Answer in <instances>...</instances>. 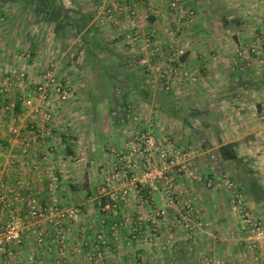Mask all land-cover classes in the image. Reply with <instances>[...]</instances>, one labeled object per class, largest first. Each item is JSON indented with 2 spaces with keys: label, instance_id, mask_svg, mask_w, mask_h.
Segmentation results:
<instances>
[{
  "label": "crops",
  "instance_id": "crops-1",
  "mask_svg": "<svg viewBox=\"0 0 264 264\" xmlns=\"http://www.w3.org/2000/svg\"><path fill=\"white\" fill-rule=\"evenodd\" d=\"M49 2H46L48 8L51 7ZM59 3V11L66 10L76 25L77 22L81 23L86 33L83 39L80 35L75 36L81 41H74L68 51L59 52V44L65 42V38H57L55 33L52 38L40 34L41 25H46L48 20L52 21L53 32L56 27L54 19L47 18L46 21L43 15V9L47 8L44 1L40 8L35 7L37 18L32 17L34 20L23 37L11 35L10 26L8 35L0 39L1 86L6 83L13 67L25 69L30 80L38 81L41 72L50 65L60 71L58 76L61 80L71 82L73 90L69 101L50 104L48 109L55 118L47 126H40L43 130L51 128L50 134L41 130L42 136L38 135L32 140L26 137L30 135L31 126L39 125L40 115L24 113L21 98L26 92L25 88L20 85L11 95L0 96V161L13 163V168L2 175L6 196L12 201V207L22 211L19 194L12 191L18 180L26 188L36 190L43 201L50 199L45 183L38 181L45 165L41 159L46 156L57 168L59 176L56 198L67 205L68 201L71 203L82 199L78 204L83 210H88L69 227V246L65 250L66 255H63L73 264H87L82 259L84 252L73 245L75 238L71 234L81 228L85 235L93 237L97 226L92 229L88 220L98 223L105 219L107 224L118 223L116 233L109 229L106 232L111 249L117 251L119 260L102 264H147L146 259H160L156 258L158 255L154 251L160 250L158 245H143L139 240H132L130 224L125 221L130 217L144 218L150 209H157L163 204L157 188L151 193L153 199H146L150 204L145 205L138 202L133 191L118 203L113 204L108 200L105 207H98V211L94 212L88 200L103 183V173L113 162L112 149L123 147L128 129L143 123V128L151 127L160 139L169 138L183 144L198 143L200 154L193 169L216 181L232 179L246 192L251 212L264 224V61L261 62L264 60V50L257 37L264 25V0H211L205 6H208L209 14L211 11L219 12L214 15L217 19L202 17L200 8L204 10L206 7L200 0H192L199 9L195 23L197 32L195 37H191L190 49L183 60L189 74L195 78L193 82L189 78H181L183 85L163 91L161 97L157 96L158 87L150 79L153 70L148 69V72L147 68L141 66L138 70L133 64L136 60L133 54L118 53L108 44L109 41L87 36L88 32L102 31L101 26L112 28L111 22L99 23L79 9L70 11L61 0ZM0 5H7L6 0H0ZM69 11L76 12V17ZM210 18L214 19V23L207 22ZM57 27L59 29L60 25ZM52 43L56 44L55 50L51 48ZM254 43L257 44L256 48L260 44V50L251 52L250 47ZM98 48L102 53L98 52ZM18 49L30 50L32 59L22 61ZM66 52L69 54L66 55ZM96 60L100 62L98 66ZM105 61L116 65L115 73L124 77L116 80L117 75H112L114 72ZM179 79L180 73L177 76ZM186 81L189 87L185 86ZM129 97L135 100L131 101ZM6 104H11L13 110H5ZM131 107L133 113L139 115L136 120L132 117ZM180 109L184 112L180 113ZM15 114L24 115L21 125L26 123L29 126L22 127L18 120H14ZM227 144L232 146L236 159L222 160L218 157L217 149ZM35 162L39 164V169L33 170L27 166ZM179 184L183 190L181 200L189 199L202 210V220L204 225L205 222L209 223V228H203V234L207 236L200 231L198 241L194 240L193 244L185 241L178 243L185 239L183 232L172 227L170 232H173L174 241L170 248L161 249L167 259L164 262L177 264L183 261L178 257L188 259L194 253L200 254V257L211 254L224 258L229 261L228 264L264 262V241L260 248L254 250L262 262L249 258L246 244L239 234V218L230 210L229 195L225 189L195 182L187 173L181 175ZM1 217L3 220L6 215L2 214ZM143 226L147 228L150 225L146 226L144 222ZM27 235L24 233L19 248L22 257L34 255L39 261L36 264H42V261L48 264L47 260L42 259L43 248L29 245ZM192 260H187L188 264H198L196 259Z\"/></svg>",
  "mask_w": 264,
  "mask_h": 264
},
{
  "label": "built area",
  "instance_id": "built-area-1",
  "mask_svg": "<svg viewBox=\"0 0 264 264\" xmlns=\"http://www.w3.org/2000/svg\"><path fill=\"white\" fill-rule=\"evenodd\" d=\"M111 6L110 4L104 5L101 2L98 3L97 10L100 12L102 9L106 16L112 17L113 11L117 8ZM169 7L177 13L179 19L185 20L184 22L192 20L194 11L184 9L179 4V0H172ZM155 32L154 29L145 33L140 32L135 20L132 19L129 21L128 28L122 33V36L131 47L136 42H142L135 49H137V58L140 64L148 69L151 68V58L158 55L171 65L168 71H161L159 67L151 68L159 80L165 83L163 86L165 91L171 88V79L174 80V77L176 78V75L179 76V73L180 79L177 83H181V78L183 77L193 81L195 77L191 76L185 69L186 64L183 57L186 52L184 48L178 46L170 49L166 54L162 50L154 49L153 38ZM258 42L264 48V27L258 36ZM148 51H151V53H148ZM250 51H256L255 43L251 45ZM238 53L240 54L241 51L238 50ZM26 56H30L29 52L26 53ZM12 76L15 78L14 80L23 84L26 91L21 98L24 105V113L34 110L35 113L38 112L40 115L39 125L31 126L30 129L34 135L30 137V134L26 137L27 140L35 138L36 135L41 136L42 132L50 134L51 128L41 129L51 121L50 112L41 105L43 102L48 105L51 96L52 99L55 97L57 100L64 101L69 96V88L63 84L60 77L50 71L43 73L41 81L36 83L29 80L26 72L22 70L15 72ZM9 88L8 85L0 87V96L7 95ZM35 95L41 100L40 109L34 103ZM4 108L5 110H13L11 104H6ZM13 117L21 125L24 115L15 114ZM21 126L26 128L29 124L23 123ZM40 126L42 127L40 128ZM199 154V146L180 145L170 139H158L152 129H140L132 132L127 135V140L122 150L111 152L113 163L106 169L103 183L97 190L94 199L97 200L98 207L103 208L108 204H101L103 197H107L110 202L115 204L132 189L140 202L145 199H153L151 193L154 188H157L161 194L163 204L155 209L147 219L151 224V228L150 236L145 240L148 242L156 241L159 237L158 225L162 227V225L167 224L166 221L169 217L174 219L191 237L192 230L195 224L199 223L198 219L201 216L190 201L181 200L183 190L180 187L179 180L182 174L187 173L195 182L202 183L207 187H222L227 191L231 198L230 209L238 216L243 233L246 235V246L252 251L256 250L259 243L264 240L262 221L254 217L253 213L248 210L243 190L232 179L225 178L222 181H216L193 169ZM41 160L44 161L45 165L41 169L42 172L39 174L38 181L45 183L50 199L43 201L38 197L36 190L30 187L26 188L18 180L12 191L19 194L18 200L22 211H17V209L12 207V201L6 196V185L2 179V175L4 173L7 174L13 168V163L11 161H0V264H36L38 262L36 258L34 259L32 256L24 258L19 250L24 233L32 234L35 247L41 249L45 247L46 233H44L43 225L47 223L52 226L55 237L62 243L64 224L79 215V210L76 206L62 204L55 197V191L59 186L57 168L52 161H48L46 156L42 157ZM27 166L33 170L40 168L36 162L29 163ZM179 199L181 202H179ZM2 214L6 215L3 220ZM128 223L130 224L131 237L134 240L142 239L143 222L139 218H131ZM100 227L97 239L99 242L104 243L106 231L108 229L111 231L116 230L118 223L111 222L107 224L105 219H102ZM169 242L170 239H167V243L163 244L162 247L164 249L168 247ZM224 262L222 258L210 255H204L201 259V264H224Z\"/></svg>",
  "mask_w": 264,
  "mask_h": 264
},
{
  "label": "rangeland",
  "instance_id": "rangeland-1",
  "mask_svg": "<svg viewBox=\"0 0 264 264\" xmlns=\"http://www.w3.org/2000/svg\"><path fill=\"white\" fill-rule=\"evenodd\" d=\"M9 1L6 0L7 5H0V39L4 38L6 35H8V28L10 26L12 27V29L10 31V32H12L11 35H13L15 37H20V36L23 37L25 32H27V30L30 28V25H31L32 21L34 20V19H32V17L33 18H37L36 17L37 16L36 15L37 11L35 10V7H38V8L41 7L40 0H37V1L36 0H9ZM61 1L65 5V7L69 8L70 11H71V9H73L74 11H75V9L76 10L79 9L80 11H83L85 14L90 15L91 17L93 16L94 19H96L99 23L100 22L101 23L102 22L103 23L111 22L110 26L112 28L107 27V25L104 26V27L101 26L102 27V31L101 30L100 31L97 30L95 33L94 32H92V33L88 32L87 36L88 37H93L92 39H96V40H99V41H102L104 39L107 42L109 41L110 43H108V44L111 45L112 48L114 49V51H116L118 53H126L127 52V53L133 54L134 57H136V60L133 61V64L137 66L136 68L138 70H139L140 66L143 67V68H147L146 66H143L142 64H140V61L137 58V55H138L137 49H135V47L136 46H140V43H142V42L141 41L140 42H136L131 47L125 41V39L122 36V33L124 31H126V29L128 28V24H129L130 20H132V19L135 20V23L138 25L139 31L140 32L142 31V33H145L147 31H150V30L154 29L156 32H155V35H154V38H153V48L162 50L163 53H165V54L170 49H173V48L178 47V46L183 47L185 52H187L190 49V45L192 43L191 37H195V35H196L195 32H197V31H195L197 29V28H195V25H196L195 23H196V20H197V17H198V10L199 9H197L195 4L192 3V0H179V4L182 5L184 9L193 10L194 11L193 18H192V20H190V22H184L185 20H181V19L178 18L177 13L169 7L172 0H61ZM37 2L39 3V6H38ZM101 2H103L104 5L105 4H110V6L112 4H114L111 7H116L117 8V9H115L113 11V16L112 17L106 16L105 12H102V9L100 10V12H98L97 5H98V3H101ZM200 2L202 3V5H204V7H206L204 10H201V8H200L201 16L202 17H211V18L217 19L216 16L214 17V15L219 14V12L216 13V12L211 11L210 12L211 15H210L209 14V10L207 9L208 6H205L206 4L208 5L211 2V0H200ZM48 10H50V8H48V7L43 9V11H48ZM74 11L70 12V14L73 15L74 17H76V12H74ZM211 18L207 22L214 23V19H211ZM51 22L52 21L48 20L46 25L45 24L41 25V31H40L41 33L40 34H42V35L44 34L43 36L51 37V38L54 37V36H56V37L58 36L61 39L65 38V42H62L61 44H59V48L61 49L59 52H61V53L65 52V51H68L70 49L71 45H74V41L78 40V43H79V40L81 41V39H83L82 37L86 36V33L83 30L84 27H82L81 31H79V29L76 26V24L70 25L69 29L63 28V29H58L59 31L54 30V32H53L52 24H50ZM73 23H75L74 20H73ZM263 27H264V25L261 28H263ZM54 33H55V35L53 36ZM78 35L81 36L80 37L81 39H76L75 38V36L77 37ZM0 46H2V44H0ZM55 46H56V44L52 43L51 48L53 50H55L57 48ZM259 46H260V44H258V48H256V51L260 50ZM261 47H262L261 49L263 50L264 49L263 46H261ZM73 48H75V47H73ZM209 49L210 48H207V51H210ZM21 50L22 51L19 50L18 52H20L19 56L22 59V61H24V60L26 61V60L32 59V53H31L30 50H26V49L25 50L21 49ZM28 52L30 54L29 57L26 56V53H28ZM98 52L102 53L101 49L98 48ZM148 53H151V51L150 52L148 51ZM67 54H69V52H66V55ZM154 58H156V59L154 60ZM107 62L105 61L106 64H107ZM95 63L97 64L96 66H98V64L100 62H99V60H96ZM107 65L110 67V70H112L114 72L112 75L116 74L115 73V72H117L116 65L114 66V64L113 63L111 64V62L109 64H107ZM150 67L152 69H154L155 67H159V69L161 71H168V70H170L171 65H169V63L166 60H164L163 57L158 55V56H155V57L151 58ZM151 68H149L150 71H151ZM185 69H187V71H188L189 68L186 66ZM20 70L26 72L25 69H23V68H21L19 66L15 67V68L13 67L11 69V74L9 75L6 83L3 84V85H8V87H10L8 92H7L8 95H11L16 87H18L20 85L23 86L22 83L14 80L15 78H13V76H12L15 72H18ZM147 70H148V68H147ZM149 70H148V72H150ZM46 71H50L51 73L53 72L57 76H58V73L60 72L58 69H56V67L47 65L44 68V70L41 72L40 79L38 81H41L42 75ZM122 73L125 74V72H122ZM26 74H27V72H26ZM116 75H117L116 80H119L120 77L121 78L124 77L123 74L120 75V73H117ZM176 76H178V75H176ZM145 78H147V77H145ZM150 79L152 80L153 85L154 86L157 85V87H158L157 88V91H158L157 92L158 93L157 96L161 97L164 94L163 91H165V88H163L165 83H162V80H159V78L157 77V75H155L154 72H153V76ZM38 81H33V82L36 83ZM177 81H178L177 77L176 78L174 77V80L171 79V88L170 89H172L173 87L177 88V85H183V81H181V83H179V82L177 83ZM62 82L70 90L68 98L65 99L64 101H61V100L55 99V97H54V99H52V96H51L49 98V104L48 105L46 104V102L45 103L43 102L42 105H41L43 108L45 107L46 110L49 111L48 108H49L51 103L57 102V104H63L65 102L69 101L71 99V97L73 96V90H72L71 82H66V81L64 82L63 80H62ZM188 84L189 83L186 81L185 86L189 87ZM0 87H2V86L0 85ZM129 98H130V100L131 99L135 100L132 97H129ZM190 99H192V97ZM34 103L40 109L41 100H40V98L37 95H35ZM147 109L148 108H146V112H147ZM130 111L133 114V115L131 114L133 119H135L137 116H139L138 114L133 113L132 107H131ZM27 112H29L30 114H33V115L35 113L34 110L27 111ZM179 112L182 113L184 111H182L180 109ZM36 113L38 114V112H36ZM50 115H51V121H52L53 118H55L53 116V112H50ZM151 122L153 123L152 120H151ZM135 125H136L135 128L133 127L134 129L129 128L128 131L126 132L125 143H126V140H127V135H129L130 133L139 131L140 129H148V128H143L142 127L143 123H140L139 125H137V124H135ZM150 129H151V127H150ZM29 134H31L30 137H32V135H34L33 133H31V131H29ZM41 136H42V133H41ZM36 137H37V135L35 136V138ZM158 139H160V138H158ZM162 139L165 140V138H162ZM167 139H169V138H167ZM170 140H172V139H170ZM125 143H124V145H125ZM195 143H197V142H195ZM177 144L199 146L198 143L197 144H187V143L183 144V143L180 142V143H177ZM124 145H123V147H124ZM123 147H121L120 149H112V151L113 152L114 151L115 152L120 151V150L123 149ZM111 152H110V154H111ZM112 158H113V156H112ZM103 175L105 176V173H103ZM103 180H104V177H103ZM100 186L101 185L99 184L97 190L99 189ZM57 190H58V188L55 191V197H56ZM130 191H133V190L130 189ZM130 191L128 192V194L123 199H126L128 197ZM243 192H244V194L246 193L244 190H243ZM96 194H97V191H95V193L92 194V198L91 199H88L89 200V206L92 207V210H93V211L91 210L92 212H94L95 210L98 211V209H97L98 208L97 200L94 199ZM136 197H137V195H136ZM245 197H246V194H245ZM230 199L231 198L229 197V201H230ZM68 200L69 199H66V201H68ZM186 200L190 201L192 203V205L195 207V205L193 204V202L191 200L185 199V201ZM80 201H82V199H79L78 202L77 201H75V202L72 201L70 203L68 201V205L76 206L78 208V210H79V215L80 214H87L88 210H86V209L83 210L81 208V204H78ZM140 202L143 203V205H145V203L150 204V201H146V199L144 201H140ZM246 204H247V199H246ZM140 205H142V204H140ZM140 205H138V206H140ZM247 207H248V210L251 212L250 207L248 206V204H247ZM195 209L198 210V214L201 216V218L198 219L199 223L195 224V226H194V228L192 230L193 233H192L191 237L187 235V231L184 230L179 224H177L174 219H171V217H169V219H171L172 221L171 220L169 221V219H168L166 221L167 224L162 225V227H161V225H158L157 228L161 230V231H159L158 239L156 241L148 242L145 239H147V237L150 236L151 224L147 221V219L150 217V214L155 209H150L148 211V213H147V216L144 217V218L143 217H134V218H139L143 222V225H144V222H146V226L150 225V226H148L149 228L148 227L144 228V226H143V228H142V235L143 236H142V239H139V241L143 245H148V244H152V245L154 244L155 245L156 244V245H158V247L161 250V249H164L162 247V245L167 243V239H170V242H169L170 244H168L169 246L164 249V250H166V249L171 247V245H172V243L174 241L173 232H170L171 228L173 227L174 229L178 228L180 231H182L183 232V236L185 238V239H182L181 241H179L178 243H182V242L185 241V243L186 242H192L194 244L195 243L194 240L198 241L197 238L200 236V231H202V234H203V230H204L203 228H205V229L209 228V223L205 222L206 224L204 225V222L202 220L203 211L199 210L198 207H195ZM79 215L77 216V218L72 219L69 222L67 221L64 224L63 241H62V243L55 237V235L53 233L54 230H53V228H52V226L50 224L45 223L43 225L44 233H46V240H45V244H44L45 247H43L44 258H42V259L47 260L48 264H73V262H71L67 258V256H65L66 255L65 254V250H66L67 246H69V227L71 226V224L78 222V221L75 222V220L78 219ZM253 216L257 217L254 214H253ZM130 218L125 219V221L129 222ZM96 222L93 223L91 219L88 220V224H91L92 229H93L94 226H97V228L95 230V233H94L95 235L93 237L85 235L84 231H82L81 228H79L78 231L75 229L77 234L76 233H72V234L70 233L72 235V236L71 235L70 236L75 238V240H73V245H75L76 248H78V249H80V250H82L84 252L83 255H82V259L87 264H102L103 262L104 263H109L110 261L111 262L112 261L113 262L114 261L117 262L119 260V256H118L116 250L114 251V250L111 249V245L112 244L110 242V238L107 235V232H106L105 237H104L105 238L104 243L98 241L97 234L100 233L101 227H100V222H98V223H96ZM262 224H263V221H262ZM263 226H264V224H263ZM117 229L113 230V231L110 230V231L113 232V233H116ZM198 232H199V234H198ZM239 234L243 238V240H244V242L246 244V237H245L246 235L243 233L241 225H240ZM203 235L207 236V234H203ZM23 238H24V236H23ZM130 238L132 240H134L132 237H130ZM26 239L28 240L29 245L35 246L34 236L32 234L31 235L30 234L27 235ZM240 241H242V240H240ZM262 242L259 243L258 248L261 247ZM184 246L185 245H183L182 247H184ZM173 247H175V246H173ZM199 247H200V244H199ZM50 248H51V250H50ZM245 248L247 249L249 258H251L254 262H258V263L262 262L260 260V256H258L257 253H255L251 249L247 248V246ZM160 250L159 249L154 250L156 255H158V257H156V258H160V259L157 260V259H155L153 257L152 260L151 259H146L147 261H145V262L147 264H162V263L167 264L168 262H164L165 260H167L166 258H164V252H163L164 250L163 251L161 250V252L159 253L158 251H160ZM249 250H250V252H249ZM170 251H171V249H170ZM60 252L62 254L59 255ZM63 254H65V255H63ZM52 255H54V256H52ZM29 256H32L35 259L34 255H29ZM83 256H84L85 259L83 258ZM202 256H204V255H202ZM202 256L200 257V254H197V253L196 254L195 253L194 254H190L188 259H186L187 257H185V256H181V257H178V258L179 259L181 258L180 260H183V261H181L180 263H177V264H188L189 262H187V260H192V259L193 260L196 259L197 261H195V262L200 264V258H202ZM210 256H213V255L210 254ZM197 257H198V259H197ZM127 258H129V257H127ZM217 258H220V257H217ZM222 259L224 260V258H222ZM124 261H125V259H124ZM156 261H158V263H156ZM224 261H225L224 264H228L229 263V261H227L226 259ZM263 263L264 262H262V264ZM42 264H45V262L43 263V261H42Z\"/></svg>",
  "mask_w": 264,
  "mask_h": 264
},
{
  "label": "trees",
  "instance_id": "trees-1",
  "mask_svg": "<svg viewBox=\"0 0 264 264\" xmlns=\"http://www.w3.org/2000/svg\"><path fill=\"white\" fill-rule=\"evenodd\" d=\"M43 1L46 4L47 0H40L41 3ZM59 2H60V0H50V2H49V5H51L50 10L43 12V15L47 16L46 21L48 20L47 18L54 19V24H56V27L54 30H57V31H59L58 27H57L59 25H60L59 29H63V28L69 29L70 25L76 24V22L73 23V19H71L68 16L66 10H65V12L59 11V9L61 8V5ZM40 5H42V4H40ZM46 5H47V7H49L48 3ZM40 13L42 15V12H40ZM82 16H84V15L82 14ZM77 23H78V25H76V26L78 27L79 31H81V28H82L81 23H79V22H77ZM217 155L222 160H234V159H236V154L232 150V146L230 144L220 146L217 149ZM104 198H106V197H103L101 199L102 205H104L105 202H107L109 200L107 198L106 199H104Z\"/></svg>",
  "mask_w": 264,
  "mask_h": 264
}]
</instances>
